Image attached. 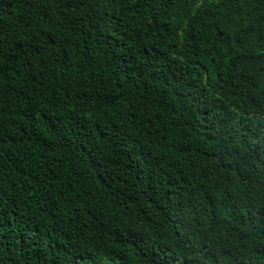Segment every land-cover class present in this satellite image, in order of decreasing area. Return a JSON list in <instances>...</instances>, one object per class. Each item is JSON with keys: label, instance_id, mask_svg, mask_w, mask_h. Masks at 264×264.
Here are the masks:
<instances>
[{"label": "trees", "instance_id": "obj_1", "mask_svg": "<svg viewBox=\"0 0 264 264\" xmlns=\"http://www.w3.org/2000/svg\"><path fill=\"white\" fill-rule=\"evenodd\" d=\"M0 264H264V0H0Z\"/></svg>", "mask_w": 264, "mask_h": 264}]
</instances>
